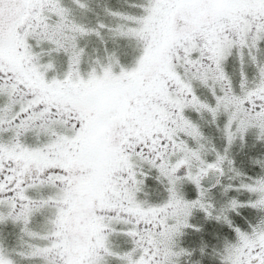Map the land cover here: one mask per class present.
<instances>
[{"label": "snow or ice", "instance_id": "obj_1", "mask_svg": "<svg viewBox=\"0 0 264 264\" xmlns=\"http://www.w3.org/2000/svg\"><path fill=\"white\" fill-rule=\"evenodd\" d=\"M0 264H264V0H0Z\"/></svg>", "mask_w": 264, "mask_h": 264}]
</instances>
